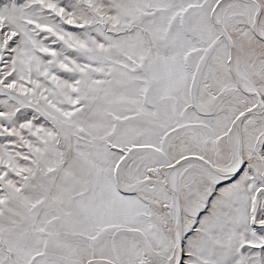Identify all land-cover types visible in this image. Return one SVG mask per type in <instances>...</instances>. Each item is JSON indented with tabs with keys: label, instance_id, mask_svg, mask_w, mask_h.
Segmentation results:
<instances>
[{
	"label": "snow or ice",
	"instance_id": "6c2138e0",
	"mask_svg": "<svg viewBox=\"0 0 264 264\" xmlns=\"http://www.w3.org/2000/svg\"><path fill=\"white\" fill-rule=\"evenodd\" d=\"M0 264H264V0H0Z\"/></svg>",
	"mask_w": 264,
	"mask_h": 264
}]
</instances>
